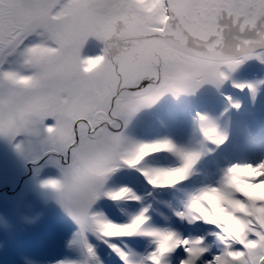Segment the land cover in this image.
I'll use <instances>...</instances> for the list:
<instances>
[{
  "label": "snow or ice",
  "instance_id": "snow-or-ice-1",
  "mask_svg": "<svg viewBox=\"0 0 264 264\" xmlns=\"http://www.w3.org/2000/svg\"><path fill=\"white\" fill-rule=\"evenodd\" d=\"M257 48H264V0H0V136L40 138L44 150L34 163L46 156L59 170L41 186L79 226L72 243L82 264H102L89 232L123 264H170L178 248L186 253L180 264H198L209 251L204 237L149 227L147 207L120 222L94 205L141 201L130 187L109 185L124 169L154 189L187 180L200 152L170 139L133 140L129 123L166 95L219 88L246 60L264 62ZM235 86L255 93L252 85ZM196 116L204 137L222 144L227 137L207 116ZM15 147L25 150L23 142ZM162 152L178 165L158 166ZM174 174L175 182L157 179ZM176 215L219 230L212 234L222 248L205 264H264V160L232 164L217 186L190 195ZM137 235L155 244L139 260L111 242Z\"/></svg>",
  "mask_w": 264,
  "mask_h": 264
},
{
  "label": "bare ground",
  "instance_id": "bare-ground-1",
  "mask_svg": "<svg viewBox=\"0 0 264 264\" xmlns=\"http://www.w3.org/2000/svg\"><path fill=\"white\" fill-rule=\"evenodd\" d=\"M255 54H264V48H257L255 50ZM221 70L227 72L226 68ZM227 74L229 78L219 88L214 85L205 84L195 94H181L179 96H172L169 94L167 96H169L171 100L166 105V102L162 99L163 101L161 100L151 108L141 110L145 111L144 115H141L142 123L136 126L129 124V126L132 128L129 129L127 127L126 134L131 139L135 140V138H137L139 141L170 139L180 147H183L187 150L200 152L201 157L197 162L198 165L197 167L194 166L193 168V171L196 173L201 171L200 166L203 162L208 163L214 159L221 160L222 162L217 163L218 165L215 166L216 170L221 171V176L219 179L211 181L209 179H212V177L206 175V178L203 179L202 187L217 186L220 178L223 175L224 169L231 166L232 164L258 163L261 160H264V155H261V153L264 152V143H262L261 139L263 137L262 131H264V62H261V60L255 58L249 59L242 63L235 71L228 72ZM237 84L252 85L255 88V93L253 94V92L248 87H244L243 89L236 87L235 85ZM232 92L234 94H232ZM224 94L232 95L231 103L229 104L227 101H221L220 106L215 105L213 99ZM202 95H206L204 103L202 102ZM174 105H176V110L179 108L185 110V114L182 115L183 119L179 117L177 118V121H175L172 118L173 115L167 112L166 108ZM234 105H239V107H234ZM190 107L193 108L194 112L207 116L212 121L217 132L227 137L222 144H213L210 140L204 137L200 130L201 122L197 116H195V113L190 110ZM219 107H221V109ZM156 108H158L157 112ZM194 108H196V110ZM155 112L156 115L154 114ZM176 112L173 111L172 114H175ZM220 112L231 113L220 114ZM249 112L255 114V119L249 121L246 124L243 121V117ZM234 113L236 115H234ZM145 115L152 116L153 120H147V116ZM180 122H184V124H180ZM180 130L183 131L181 139L174 138L173 134L177 132L180 134ZM250 143H252L251 147L247 146ZM159 154L161 155L163 161L159 162L158 166L174 167L178 165L179 161L172 154L163 152ZM58 175L59 170L55 169L46 177V179L50 177H58ZM29 181L31 183L25 186V188L32 189V192H35L36 197L34 198V201L40 203L37 204L38 209H40V205H42L41 207L53 211L50 221H58L61 223L62 221H60V219L70 217L58 202L57 197H49L45 194H42L45 188H43L41 185H34L31 180ZM188 181H190V179H188ZM186 183L187 181L185 180L179 185L182 187ZM196 183L201 184L198 182ZM116 185H126L130 187L137 195L140 193L143 195L145 191L150 193V189L155 191V193H157L156 191L161 193L163 191H168V188L154 189L148 184L147 188V186L143 185L140 180H137L135 183H133L131 181L127 182L126 180L122 179ZM136 186H139L140 188H135ZM202 187L194 189V191L189 193L186 198L180 201L179 211L184 210V206L186 205L189 196L197 192ZM149 196L152 197V194ZM158 198L163 199L158 197V195H155L152 199L153 201H156ZM146 201H148L147 198ZM141 202L142 199L140 202H131L128 204L121 203L119 204V207H117L116 203L112 202V208L107 210L105 208L101 210H94L103 211L109 216V218L113 220L125 222L128 220L130 214H136L145 207ZM7 203L8 202L5 200V204H0V210H3L1 213L6 211L7 206H4L7 205ZM15 203L16 201L14 199L11 200L10 206H15ZM165 212L168 215L171 214L169 210H166ZM148 216L149 227L169 229L175 231L182 238L204 237V244L208 247L209 251L203 254V256L198 261V264H205L206 260H210L214 255L219 254V251L222 248V245L218 241L217 237L212 234L219 231L213 225H211L212 228H207L206 231H190L187 220L177 218L178 220H174L175 222L172 223L169 217L168 219L161 220L163 223L154 226V224L150 222V219H155L156 216ZM36 217L38 216L31 214L30 220L33 222ZM9 220L3 221L0 218V231L2 230L4 234L9 235L13 246H16L22 236L24 235L23 237H25L26 235L28 236V234H26V229L20 228V230L15 225L19 219H16V216L12 215V212ZM8 223L10 224L8 225ZM72 223L74 224L73 228L69 231L63 232L60 235V240L56 239L55 242L51 241L48 243L49 246H47L44 251L42 248L45 247L46 244L43 247H37L39 251L36 250V247H32L31 255L25 254L22 249L18 250L17 253H22L20 254L21 258L26 256L30 260L29 264H60V262L69 261H76L82 264L84 256L81 252L80 246L72 243L76 233L79 231V226L75 222ZM196 224H199V222ZM63 226L66 227L67 225L64 224ZM208 235H210V238ZM90 236L91 237L88 240L92 245L95 246L96 251H98L100 246L106 247L103 256L101 257L102 264H120V257L112 251V249L107 243L104 242V240L97 238V236L93 235L92 233H90ZM124 238L125 245H122L123 243L119 242L117 246L124 251L134 254L133 258L135 260H139L140 258L146 256L155 248V244L150 237L137 235ZM4 241L5 238L1 237L0 235V264H25L22 261L19 262L15 259L18 262L17 263L14 261V259H10L8 249L4 248ZM111 242L113 243V240ZM138 243L139 248L135 250L133 246L135 244L138 245ZM185 257L186 253H184L183 248H178L168 257V260L170 264H180V260L184 259Z\"/></svg>",
  "mask_w": 264,
  "mask_h": 264
},
{
  "label": "rangeland",
  "instance_id": "rangeland-1",
  "mask_svg": "<svg viewBox=\"0 0 264 264\" xmlns=\"http://www.w3.org/2000/svg\"><path fill=\"white\" fill-rule=\"evenodd\" d=\"M166 96L162 99L165 102H169V100L171 99L169 96L168 97ZM27 137L28 139L23 142V145L27 146L28 150H25V154L24 152L23 153L19 152V155L17 156L14 150H9L7 148L10 146L9 139L5 138L4 136H0V180L6 179L9 182V185H7V187L5 186V184L1 186V183H0V196L3 195L0 197V204L2 203L5 204V200L6 202H8L7 203L8 211H4L3 213H1L2 210H0V218L3 221L9 220V217L11 215V210H12V214L18 217L19 220L21 219L25 222L27 219L26 216L23 217V215L20 213L17 215L16 212L18 211V204L14 206V209H12L10 206L11 200L14 199L15 197H17V200H19L21 197V192L25 190L24 188L28 180L30 179L32 180L33 175H35V171L37 170V166L39 165L38 163H34V161L36 160L37 157H40L42 155L43 150H44L42 145L39 144V141L36 140V137H30V136H27ZM28 154L30 156H27ZM28 157H31V162L25 163ZM43 158L39 160L40 165L42 163H45L43 162L44 160ZM48 159H49L48 157L45 159L46 162H48ZM125 170L126 169H124V171ZM116 184L117 182H115L113 179L109 181L110 186H117ZM2 187H5V189ZM28 191L31 192L29 194L30 204L27 208L24 207V210H22L23 209L22 207L21 213H27V211L29 210V212H31V214H34L35 216V213L37 211L40 215L39 218H42L45 213L44 208L41 207L40 212H39L38 207H37L38 202L34 201V198L36 195L35 192H32V190H27L26 192ZM42 194H45L46 196H49V197H57L55 192H53L50 189H46V188L43 190ZM9 224L10 223H8V225ZM0 235L2 237V232H0Z\"/></svg>",
  "mask_w": 264,
  "mask_h": 264
},
{
  "label": "clouds",
  "instance_id": "clouds-1",
  "mask_svg": "<svg viewBox=\"0 0 264 264\" xmlns=\"http://www.w3.org/2000/svg\"><path fill=\"white\" fill-rule=\"evenodd\" d=\"M228 168V167H227ZM226 168V169H227ZM193 174V169L191 171V175ZM179 178L178 174H174V175H169V176H161V177H158L157 179L162 181V182H175L177 179ZM223 178V175L222 177L220 178V181L222 180ZM234 179H235V182L236 183H239L241 179H243V177L240 175V172L239 170H237L235 173H234ZM120 205H117V207H119Z\"/></svg>",
  "mask_w": 264,
  "mask_h": 264
}]
</instances>
